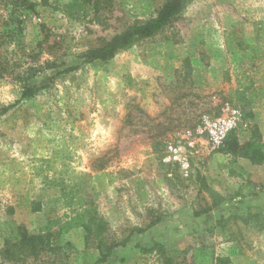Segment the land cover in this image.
I'll return each instance as SVG.
<instances>
[{
  "label": "rangeland",
  "instance_id": "obj_1",
  "mask_svg": "<svg viewBox=\"0 0 264 264\" xmlns=\"http://www.w3.org/2000/svg\"><path fill=\"white\" fill-rule=\"evenodd\" d=\"M32 1L2 51L0 229L39 234L95 207L103 242L127 243L108 252L76 228L55 251L12 263L0 233V264H195L201 246L226 264H264V167L221 153L205 131L237 110L239 145L264 144V0H185L163 32L93 63L88 51L150 19L142 0H111L97 20L78 0ZM25 85L39 90L23 97ZM148 209L162 221L145 229Z\"/></svg>",
  "mask_w": 264,
  "mask_h": 264
},
{
  "label": "trees",
  "instance_id": "obj_2",
  "mask_svg": "<svg viewBox=\"0 0 264 264\" xmlns=\"http://www.w3.org/2000/svg\"><path fill=\"white\" fill-rule=\"evenodd\" d=\"M80 8L90 9V13L95 20L103 11L110 12L112 3L111 0H78ZM44 6H48L46 0H42ZM138 5H141L145 10L144 15L150 14V19L145 22L135 23L129 26L121 33L115 35L110 40L104 42L103 46L99 49L90 50L85 54L88 62L93 63L96 61L107 62L113 59L120 51H127L135 47L140 42L149 40L166 28H168L176 19L178 15L185 8V0H166V2L157 9H153L154 3L152 0H142ZM38 4L32 0H0V79L10 74L11 65L7 60L2 59V51L6 49L15 39L16 29L15 24H20L21 20L18 19L19 15L23 12H35ZM171 45V43H168ZM172 46V45H171ZM176 53L171 52L168 56L169 59H176ZM39 89L35 86L25 85L23 88V97H33L35 92ZM256 98L255 92L252 93V99ZM251 102V101H250ZM248 121L252 117L247 118ZM257 137H260L257 135ZM243 151L242 157L248 159L253 165L264 164V144L257 139H250L244 146H240L234 134H231L225 146L220 148L219 151L225 155L236 156L239 151ZM2 165H0V168ZM212 199H214L213 207H218L224 200L212 188H207ZM255 194V191L249 195ZM248 195V196H249ZM209 208V210H211ZM10 214L13 213L12 209ZM40 209H35L38 212ZM149 210V209H148ZM152 220L145 229H150L162 221V215H155L153 210H149ZM71 216H65L64 219L55 221L51 226L42 230L39 234H31L29 231L13 222L2 223L3 228L0 229L1 236L4 239V249L2 255L5 261L12 263L25 262L28 258L38 259L42 254L53 252L52 242H56L60 247L64 243V237L70 231L76 228H82L87 234V239L100 238V247H107V251L111 252L119 246H125L126 241L121 243H111L107 246L104 240L105 233L108 232V226L105 221L99 218L96 213L95 207L85 209L82 212H74ZM242 217L234 216L232 219H239ZM229 220L222 219L207 230L209 234H215L223 231ZM57 227L56 231H52L53 227ZM46 232V233H44ZM59 247L57 250H59ZM108 256L104 255V259ZM195 264H226L228 260L216 257L214 251L209 246H201L194 250Z\"/></svg>",
  "mask_w": 264,
  "mask_h": 264
},
{
  "label": "built area",
  "instance_id": "obj_3",
  "mask_svg": "<svg viewBox=\"0 0 264 264\" xmlns=\"http://www.w3.org/2000/svg\"><path fill=\"white\" fill-rule=\"evenodd\" d=\"M241 121L240 112L231 110L228 115L207 123L205 131L211 145L215 149L224 147L230 135L237 129ZM247 126L248 125L245 123L244 127Z\"/></svg>",
  "mask_w": 264,
  "mask_h": 264
},
{
  "label": "crops",
  "instance_id": "obj_4",
  "mask_svg": "<svg viewBox=\"0 0 264 264\" xmlns=\"http://www.w3.org/2000/svg\"><path fill=\"white\" fill-rule=\"evenodd\" d=\"M254 166H255L256 168H259V167L261 168V167H264V164H263V165H258V166H257V165H254ZM258 192H259V191H258Z\"/></svg>",
  "mask_w": 264,
  "mask_h": 264
}]
</instances>
